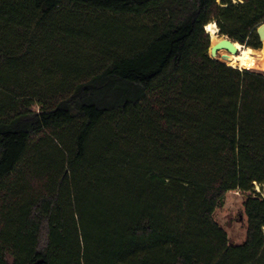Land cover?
<instances>
[{
	"label": "trees",
	"instance_id": "trees-1",
	"mask_svg": "<svg viewBox=\"0 0 264 264\" xmlns=\"http://www.w3.org/2000/svg\"><path fill=\"white\" fill-rule=\"evenodd\" d=\"M210 22L261 49L264 0H0V264H264V72Z\"/></svg>",
	"mask_w": 264,
	"mask_h": 264
},
{
	"label": "rangeland",
	"instance_id": "rangeland-1",
	"mask_svg": "<svg viewBox=\"0 0 264 264\" xmlns=\"http://www.w3.org/2000/svg\"><path fill=\"white\" fill-rule=\"evenodd\" d=\"M224 37L225 35H220ZM210 36V34H209ZM211 42V40H210ZM262 43L261 56L264 59V41ZM240 44V43H239ZM257 56V55H255ZM256 71H261L257 68H250ZM264 72V71H262ZM259 186H255V190L258 191ZM246 194L239 191H228L225 195L224 201L214 212V219L219 225L226 231L229 241L232 243H241L246 236V216L244 214L243 202Z\"/></svg>",
	"mask_w": 264,
	"mask_h": 264
},
{
	"label": "bare ground",
	"instance_id": "bare-ground-1",
	"mask_svg": "<svg viewBox=\"0 0 264 264\" xmlns=\"http://www.w3.org/2000/svg\"><path fill=\"white\" fill-rule=\"evenodd\" d=\"M205 27L210 34V40L212 44H214L216 41H218L221 38L217 35L218 28L214 22L208 23ZM234 44L238 49L237 53L228 52L222 49L219 51L218 59L230 66H234L238 68H248V69L257 68L260 69L261 71H264V59L261 56H259L262 51L261 49H254L252 47H247L239 44L238 42H234ZM222 54H225L226 57L222 58L221 57Z\"/></svg>",
	"mask_w": 264,
	"mask_h": 264
},
{
	"label": "water",
	"instance_id": "water-1",
	"mask_svg": "<svg viewBox=\"0 0 264 264\" xmlns=\"http://www.w3.org/2000/svg\"><path fill=\"white\" fill-rule=\"evenodd\" d=\"M205 30H206V27H205ZM256 32H257V34L259 36L260 41L261 42L264 41V22H262L260 25L257 26ZM217 33L219 34V30L218 29H217ZM222 49H224V50H226L228 52H232V53H237L238 52V49L235 46L234 42L231 39H229L227 36H224V37H221L214 44H212L210 42L209 55L212 58L218 59L219 51L222 50ZM221 57L225 58L226 55L222 54Z\"/></svg>",
	"mask_w": 264,
	"mask_h": 264
}]
</instances>
